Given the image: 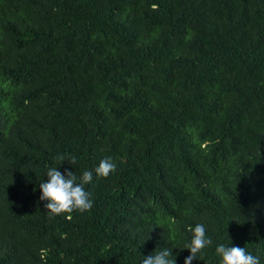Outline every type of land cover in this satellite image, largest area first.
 <instances>
[{"label": "trees", "instance_id": "16d2710c", "mask_svg": "<svg viewBox=\"0 0 264 264\" xmlns=\"http://www.w3.org/2000/svg\"><path fill=\"white\" fill-rule=\"evenodd\" d=\"M109 156L89 211L46 214L48 166ZM198 222L193 264H264V0H0V264H184Z\"/></svg>", "mask_w": 264, "mask_h": 264}, {"label": "clouds", "instance_id": "9594fccd", "mask_svg": "<svg viewBox=\"0 0 264 264\" xmlns=\"http://www.w3.org/2000/svg\"><path fill=\"white\" fill-rule=\"evenodd\" d=\"M55 159L63 161L64 155L58 154ZM75 160L73 156L67 161L73 164ZM59 168L55 165L46 168L45 177L47 179L39 184L40 200L45 202L44 208L49 217L67 216L70 218V214L74 211L83 213L92 208V194L85 185L93 182L94 174L97 179L107 177L115 173L117 165L112 157H104L94 169L82 170L79 177L76 172L65 169L62 173ZM188 229L191 235L184 242L183 249H187L189 255L184 258V264H193L194 260H200L204 251L213 244V240L203 222L188 225ZM173 249L171 246L159 248L154 253L143 256L139 264H177L178 254L173 255ZM215 254L219 258V264H261L259 254H253L246 247L232 243H216Z\"/></svg>", "mask_w": 264, "mask_h": 264}]
</instances>
